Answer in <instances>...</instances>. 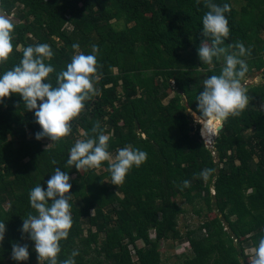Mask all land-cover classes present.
Returning a JSON list of instances; mask_svg holds the SVG:
<instances>
[{
    "label": "trees",
    "instance_id": "16d2710c",
    "mask_svg": "<svg viewBox=\"0 0 264 264\" xmlns=\"http://www.w3.org/2000/svg\"><path fill=\"white\" fill-rule=\"evenodd\" d=\"M242 1L237 8L235 0H213L231 6L222 46L240 42L249 50L246 77L264 72V0ZM207 10L204 0H0V14L16 15L13 51L0 73L19 63L24 47L47 43L55 86L56 74L77 51L99 48V94L85 101L70 133L51 146L44 144L48 137L35 138V110H26L19 95L0 104V220L6 225L0 264H46L20 229L35 214L30 189L39 182L46 187L54 167L67 171L72 184L73 223L60 241L58 262L78 249L75 264H165L161 242L172 239L191 247L182 264H250L246 251L264 236V84L247 88L249 104L223 122L212 145L199 125L192 134L189 110L200 115L196 97L203 80L220 74L224 63L222 56L212 65L198 57L200 43H211L202 32ZM96 122L110 134L112 154L128 144L147 153L121 185L111 183L108 161L80 171L66 164L75 141L95 135ZM206 168L214 169L207 181L200 175ZM178 196L200 204L195 211L204 216L185 234ZM14 243L28 245L26 261L11 258Z\"/></svg>",
    "mask_w": 264,
    "mask_h": 264
},
{
    "label": "clouds",
    "instance_id": "9594fccd",
    "mask_svg": "<svg viewBox=\"0 0 264 264\" xmlns=\"http://www.w3.org/2000/svg\"><path fill=\"white\" fill-rule=\"evenodd\" d=\"M196 3L199 4L200 0ZM204 4L208 10L202 16V32L205 37L211 38V43H200L198 57L208 65L221 56L224 61L220 74L203 80L202 91L196 97L201 118L198 121L203 123L202 131L207 139L210 124L221 126L230 116L240 115L249 104L246 89L241 86V79L249 70L243 58L249 50L240 42L234 46H222L230 33L225 15L231 9L230 4L220 5L213 0H204ZM14 28L13 19L0 14V63L5 62L13 51ZM72 47L79 50L80 45L76 43ZM232 48L235 50L229 51ZM98 52L95 44L89 53L77 51L65 68L56 74V85L53 86L49 74L55 72V68L45 62L54 55L51 47L47 43L24 47L19 63L0 73V104H3L4 98L17 94L26 110H35L34 117L40 126L35 133L37 140L48 137L52 142L67 136L72 127L70 122L84 109L85 101L99 94V89L95 87L99 79ZM91 132L95 135L85 133L86 138L77 139L71 146L66 160L68 166L74 165L80 171L100 168L102 162L108 161L111 183L121 185L133 167L138 168L146 161L147 153L131 144L118 149L113 157L109 151L110 134L101 129L99 122L93 125ZM56 163L52 161L53 165ZM213 172L214 169L206 168L201 170L200 175L207 181ZM51 173L45 182L46 187L39 182L30 189L29 205L35 214L29 213L23 219L20 230L33 242L38 260L46 261V264H75L78 249L72 251L70 258L58 262L60 241L68 237L73 223L72 205L69 203L72 195L69 192L72 187L70 176L61 167H54ZM182 184L188 187L190 181L184 180ZM5 231V222L0 220V242L4 240ZM28 257L27 244H12L13 260L26 261ZM250 264H264V236L253 247Z\"/></svg>",
    "mask_w": 264,
    "mask_h": 264
},
{
    "label": "rangeland",
    "instance_id": "374dc122",
    "mask_svg": "<svg viewBox=\"0 0 264 264\" xmlns=\"http://www.w3.org/2000/svg\"><path fill=\"white\" fill-rule=\"evenodd\" d=\"M235 6L237 8H240L241 5L243 4L242 0H235ZM15 13V12H14ZM10 14L8 15L12 19L16 17L15 14ZM174 81L172 84L174 85ZM259 84H264V72L261 71H254L252 74L248 75L245 77V79L241 82V86L247 90L249 86H256ZM174 95V92L171 91L170 97ZM168 100H165L167 102ZM186 103V101L184 100ZM260 108L264 109V102L260 103ZM191 113V118L190 120L192 121L191 126L195 127V131L198 127L200 126V134L202 135V126L200 121H198L199 116L189 110ZM219 131H217V134L213 136L212 139H206L208 142V145H212L215 142V139L217 135L219 134ZM206 141V142H207ZM46 147H49L52 145V142H49L48 140H45L44 142ZM113 157L115 156L112 154ZM177 202L185 209V212L180 215L179 217V228L183 234H185L189 229L196 228L198 227L203 221H204V216H200L196 213L195 209L199 208L200 204H197L196 206H193L191 204H188L182 197L178 196L177 197ZM156 233L154 230H151V237H155ZM139 246H143L144 243L142 241L138 242ZM130 248L133 249V246H130ZM161 250H162V257H163V262L165 264H182L183 258L186 254H192L191 253V247L187 241L180 242L178 240H163L161 242ZM133 252H135L133 250ZM246 253L249 255V261H251L252 257V249H248ZM185 254V255H184ZM184 255V256H183ZM135 260H137V257H135Z\"/></svg>",
    "mask_w": 264,
    "mask_h": 264
},
{
    "label": "bare ground",
    "instance_id": "6f19581e",
    "mask_svg": "<svg viewBox=\"0 0 264 264\" xmlns=\"http://www.w3.org/2000/svg\"><path fill=\"white\" fill-rule=\"evenodd\" d=\"M198 120H201V118L199 117ZM200 123H201L202 130H203V123L201 121H200ZM209 128H210V132H209V134L207 136V139H212L213 136L216 135V133L218 131V127L215 124H210ZM202 135H203L204 138H206L205 135L203 134V131H202ZM208 142H210V141H208Z\"/></svg>",
    "mask_w": 264,
    "mask_h": 264
},
{
    "label": "water",
    "instance_id": "95a60500",
    "mask_svg": "<svg viewBox=\"0 0 264 264\" xmlns=\"http://www.w3.org/2000/svg\"><path fill=\"white\" fill-rule=\"evenodd\" d=\"M222 127H223V124H222L221 126L218 127V130H221ZM191 132H192V134L195 133V127H194V126H191Z\"/></svg>",
    "mask_w": 264,
    "mask_h": 264
}]
</instances>
